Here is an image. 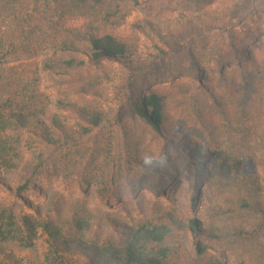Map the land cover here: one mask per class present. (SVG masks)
Here are the masks:
<instances>
[{"label":"trees","instance_id":"obj_1","mask_svg":"<svg viewBox=\"0 0 264 264\" xmlns=\"http://www.w3.org/2000/svg\"><path fill=\"white\" fill-rule=\"evenodd\" d=\"M125 1L0 0V186L31 209L0 198V241L42 236L47 264H227L202 240L264 264V43L243 24L201 63L192 37L207 11L123 36ZM20 56L42 59L10 64ZM186 62L198 82L154 85ZM182 172L215 198L207 223L141 198ZM58 178L108 206L132 198L141 221L38 186Z\"/></svg>","mask_w":264,"mask_h":264},{"label":"rangeland","instance_id":"obj_2","mask_svg":"<svg viewBox=\"0 0 264 264\" xmlns=\"http://www.w3.org/2000/svg\"><path fill=\"white\" fill-rule=\"evenodd\" d=\"M123 9L128 13L125 26L115 34L127 35L131 25L143 19H151L161 28L176 18L183 15L196 16L207 11L199 31L192 37V52L195 58L203 63L213 52L225 45L236 30H240L243 24H248L252 31L254 44L264 43V0H126ZM41 56H20L10 61L11 65L41 60ZM239 60H231L229 65H236ZM116 68V67H114ZM42 89L50 96L52 101L51 111L55 112L56 91L52 87L47 74L42 73ZM176 80L198 82V74L189 62H186L175 74L157 82L154 85H169ZM43 190L49 188L61 192L68 200L87 197L91 208H101L109 211L135 226L142 219L133 204V199L125 203H101L94 199L91 194L86 195L83 188L76 182L64 185L61 179L45 180L38 183ZM201 187V186H200ZM195 185L193 178L188 172H182L176 178L169 181H161L158 188L145 190L141 194L143 200H151L162 203L166 208L181 205L188 214L196 216L201 222L207 223V215L215 201L214 196L209 194L205 186L200 188ZM201 191V193H199ZM32 206H41L44 196L37 191L25 194ZM0 198L6 203L19 202L24 211L29 213L30 207L16 197L11 186H0ZM212 255L222 259L227 264H234V255L222 250L216 244L202 240ZM48 245L44 238L39 236L31 246L12 241H0L1 264H47L46 254Z\"/></svg>","mask_w":264,"mask_h":264}]
</instances>
